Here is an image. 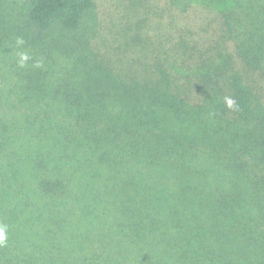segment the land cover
I'll return each instance as SVG.
<instances>
[{"label": "trees", "instance_id": "16d2710c", "mask_svg": "<svg viewBox=\"0 0 264 264\" xmlns=\"http://www.w3.org/2000/svg\"><path fill=\"white\" fill-rule=\"evenodd\" d=\"M136 1L0 0V264H264V0Z\"/></svg>", "mask_w": 264, "mask_h": 264}, {"label": "rangeland", "instance_id": "374dc122", "mask_svg": "<svg viewBox=\"0 0 264 264\" xmlns=\"http://www.w3.org/2000/svg\"><path fill=\"white\" fill-rule=\"evenodd\" d=\"M167 1L168 0H137L136 5H137V9L140 11H145V5L150 7L151 12L147 16L146 20L148 22H151L152 24H155L157 21H159V17H157L158 7L162 8V7L166 6ZM96 2L98 5V10H99L100 16L102 17V19L104 21H107V22H111L113 19L117 18V20H119V23H120V21L123 20V17L126 16L128 13V12H126V9L130 8L129 0H96ZM193 8H194L193 10H190L188 13H186L184 15L185 20L184 19L182 20V23L184 25L187 24L188 26H191V25H194V23H196L197 21L200 23H203L204 22L203 21V15L205 13H211L210 16H212L213 18L215 17V15H217L216 10H211V12L210 11L207 12V11H205V9L203 7L194 6ZM147 13H149V11ZM133 16H134V14H133V12H131L130 17H133ZM164 20H166V17L164 18ZM195 30L197 32H199L202 36H205V37L212 34L211 32H208V33L202 32V31L198 30L197 28ZM16 82H17V76L15 75V72L13 71V69L11 67H8L7 69L3 68V70L0 69V89L3 90V93H4V89L9 90L10 86L13 89L16 85ZM8 90H7V92H8ZM8 95L9 94L5 93V94H3V96H1V98L4 99V101H3L4 103H7L8 101L12 100V99L7 97ZM12 116L14 117V112L12 111V109L9 110L8 107L4 108V107L0 106V118H1L0 129H4L5 127L3 125L11 122ZM0 132L3 133V130H0ZM13 137H7V138H13ZM8 148H9V145L6 143V145L0 149H2V153H3L6 150L8 151ZM0 156H1V153H0ZM98 224H99V219L96 218L94 225H98ZM89 240H90V242H86L85 244H83V246H85V248H84L85 250H84L83 254L87 255L90 258H92L91 257L92 254L89 251L91 248H94L97 250L101 249L105 252V253H103L102 251H100L98 253L101 260L104 259L105 257H110L111 259H114V260L118 258V260H119L121 252L123 254H125L126 250L131 251V249H134L128 241L109 240L110 246H102L103 241H102V239H100L97 236H96V238L92 237ZM93 240H95V241L93 242ZM20 241H21V238H20ZM104 243L106 244L107 241H105ZM11 256H12V259H15L17 255L15 253H13V254H11ZM127 256H128V253H127ZM19 258H20V255H19ZM105 263L106 264H115V263L110 262V261H106Z\"/></svg>", "mask_w": 264, "mask_h": 264}, {"label": "clouds", "instance_id": "9594fccd", "mask_svg": "<svg viewBox=\"0 0 264 264\" xmlns=\"http://www.w3.org/2000/svg\"><path fill=\"white\" fill-rule=\"evenodd\" d=\"M17 44L22 45L23 41L18 40ZM18 55H19V63L21 66H23L30 59L28 54L25 52H20ZM227 105H228V107H233L234 101L232 99H228ZM8 232H9L8 226L5 224H0V247L7 245L8 239H9Z\"/></svg>", "mask_w": 264, "mask_h": 264}]
</instances>
